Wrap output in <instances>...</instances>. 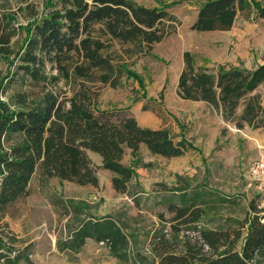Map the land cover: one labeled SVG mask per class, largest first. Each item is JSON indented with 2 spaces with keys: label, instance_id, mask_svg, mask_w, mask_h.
<instances>
[{
  "label": "trees",
  "instance_id": "16d2710c",
  "mask_svg": "<svg viewBox=\"0 0 264 264\" xmlns=\"http://www.w3.org/2000/svg\"><path fill=\"white\" fill-rule=\"evenodd\" d=\"M252 14L264 24V5L256 1L207 0L190 30L229 31L238 15ZM171 19L164 10L131 0H45L42 15L24 28L14 27L7 14H0V59H11V69L4 75L0 71V94L19 79L31 87L11 92L7 103L0 100V216L29 195L35 176L97 187V170H103L111 174L112 189L129 197L134 170L122 163L127 150L132 158L142 146L151 156L165 159L186 154L191 145L183 138L176 141L165 128L141 127L127 111H99L90 86L116 87L125 71L103 55L109 47L103 38L150 47L163 40V23ZM19 33L23 40L15 49L12 41ZM182 61L179 98L206 103L237 130L264 129V61L251 70H212L189 52L182 54ZM128 75L136 79L133 72ZM61 81L67 90L59 87ZM88 153L100 157V167ZM187 188L172 191L184 194ZM206 197L197 193L168 202L167 211L173 215L170 234L154 233L148 244L154 264H264V207L259 196L247 204L242 218L227 215L216 227L208 225L221 213L215 203L235 202L219 197L213 203L210 197L217 196ZM124 229L115 219L88 221L66 246L77 251L91 238L121 263L145 262L139 252L130 257L131 239ZM12 253L0 252V264L28 263L23 254Z\"/></svg>",
  "mask_w": 264,
  "mask_h": 264
},
{
  "label": "rangeland",
  "instance_id": "374dc122",
  "mask_svg": "<svg viewBox=\"0 0 264 264\" xmlns=\"http://www.w3.org/2000/svg\"><path fill=\"white\" fill-rule=\"evenodd\" d=\"M44 1L0 0V14H7L14 27L24 28L36 15H42ZM131 1L145 8L164 10L172 19L163 23L166 28L163 40L150 47L146 44H120L103 38L109 45L103 55L125 71H122L116 87L100 83L90 85L97 95V109H128L139 126L146 115L144 112L151 111L149 116L152 119L148 125L167 129L176 141L183 138L191 147L184 156L173 159L151 156L143 146L137 158H132L127 150L122 163L134 170L129 190L132 196L115 193L110 186L111 176L97 170L99 187L82 197L90 204L89 209L85 205L88 209L86 217L115 219L124 226L131 239L130 257L139 252L145 259L141 264H154L148 244L154 233L167 230V235L170 234L173 215L167 211L169 201L178 202L183 195L189 197L197 193L206 199H209L208 194L217 196L210 197L213 203L219 197L233 200L235 205L215 203L221 213L208 225L216 227L224 223L227 215L242 218L247 204L263 191L262 185L249 178L247 169L264 153V129L246 127L237 130L232 124L222 122L213 111L208 112L207 107L182 100L177 95V78L183 68L184 52L191 53L199 65L205 62L212 70L217 67L251 70L263 63L264 24L254 14L248 17L238 15L229 31L198 33L191 31L190 26L199 6L207 0ZM249 1L264 5V0ZM20 33L12 41L15 49L23 40ZM10 62L11 59H0L3 75L11 69ZM129 72H133L138 81L130 78ZM29 85L28 81L19 79L5 95L0 94V100L7 103L11 92L29 90ZM59 87L67 90L63 81ZM90 157L94 164V157ZM184 186L188 187L184 194L173 193L172 190ZM30 188L35 200L19 203L12 213L23 214L39 226L33 233L37 238L33 243L37 264H132L131 261L121 263L112 258L105 246L95 242L86 245L77 257L56 255L53 241L66 236L64 225L68 226L70 221L61 207L58 211L47 207L50 198H57L56 188L52 189L48 180L35 176ZM43 193L44 202L39 201ZM70 194L66 190L61 196ZM16 223L22 225L19 221ZM9 224L10 221L0 222V228L9 234L4 248L12 253L20 244L14 239Z\"/></svg>",
  "mask_w": 264,
  "mask_h": 264
},
{
  "label": "crops",
  "instance_id": "0c3cea01",
  "mask_svg": "<svg viewBox=\"0 0 264 264\" xmlns=\"http://www.w3.org/2000/svg\"><path fill=\"white\" fill-rule=\"evenodd\" d=\"M203 33H205V32H203ZM177 82H178V78H177ZM186 102H188L190 104H194V105H203L204 107H207L208 112L213 111V113L215 115H218L220 117L221 121L223 122L221 115L219 113H217L216 111H214L206 103H203V102H191V101H186ZM126 111L131 116H133L131 114L130 110L127 109ZM144 113H146V115L141 120L142 121V126L141 127L150 128V129H160L158 127H153V126L148 125L149 120L152 119L149 116L150 115L149 113L152 114V112L151 111H147V112H144ZM90 155H92V157H94L93 158L94 161H95L94 165L96 167H100V165H101L100 157L98 155H96V154L88 153V156H89L90 159H91ZM91 161H92V159H91ZM101 171H103V170H101ZM104 172H107V171H104ZM107 173L111 176V174L109 172H107ZM98 181H99V179H98ZM48 182L51 183L52 189L56 188L54 190V193H55L57 198H50L48 200L49 203L47 202L48 203L47 207L48 208H53L56 211L59 210L58 207H61L65 211V215L67 216V220L70 221L68 226L64 225V231H66V236L64 238H58V239L53 241L54 252L56 253V255H60V256H63V257H68V256L77 257V256H79L82 253L83 249L90 242L98 243L94 239L87 238L84 241V245L80 249H78L77 251L76 250H72V249H70L69 247L66 246V242H68L72 238L73 233L76 232L83 223L88 222V221L95 222L97 220H100V219H94V218L85 216V213H87V210L89 209V205L90 204L88 202H86V200H84V198L82 197L87 192L96 191V189L99 187V184H98L97 187H93V186H90V185L78 186V185L73 184V183L62 182L63 184L61 186V184H60L61 182L58 179H56V178L48 179ZM67 184H68V186H66ZM30 185H31V183H30ZM110 186H111V184H110ZM30 189L31 188L29 186V191H30ZM52 189H50V190H52ZM111 189H112V187H111ZM66 190L70 191L71 194L68 195L67 197H65V196L62 197L61 193L65 194ZM34 196L35 195L32 193V191H30L29 195L25 199H23L20 202L16 203L4 216H0V222L10 221L9 229H10V231L13 232L12 235H13L14 239H17L18 240L17 243L20 244L18 250H14V252L21 253L28 259V263L21 261V262H19V264H37L36 260H38V256L34 255V249H33V245H34L33 243L35 241H37V238L34 237L33 233L35 232V230L39 226L37 224L32 223L30 218L29 217L26 218L25 215H23V214H21V215H19V214L13 215L15 213H12V209L14 207H18L17 205L19 203H24L25 201L29 202L30 199L35 200ZM42 196H43V198H40L39 201L44 202L46 200V197H44V193L42 194ZM85 205H88L86 207L88 209L85 208ZM16 218H18V219L16 220ZM17 221L22 223V225L17 224L16 223ZM108 252H109V250H108ZM109 254H110V252H109Z\"/></svg>",
  "mask_w": 264,
  "mask_h": 264
},
{
  "label": "built area",
  "instance_id": "2783aa9c",
  "mask_svg": "<svg viewBox=\"0 0 264 264\" xmlns=\"http://www.w3.org/2000/svg\"><path fill=\"white\" fill-rule=\"evenodd\" d=\"M247 175L250 179L262 185L263 191H260L259 198L260 207H264V153L250 164L247 169ZM8 237V232L5 229L0 228V252L5 251L4 245L7 244ZM100 245H103V243H100ZM11 255H14V253Z\"/></svg>",
  "mask_w": 264,
  "mask_h": 264
}]
</instances>
